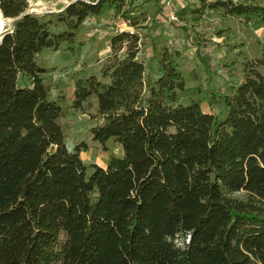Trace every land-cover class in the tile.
I'll return each instance as SVG.
<instances>
[{"label":"trees","instance_id":"16d2710c","mask_svg":"<svg viewBox=\"0 0 264 264\" xmlns=\"http://www.w3.org/2000/svg\"><path fill=\"white\" fill-rule=\"evenodd\" d=\"M29 2L0 0L13 19L0 40V264H264L257 66L244 63L241 82L225 79L227 92L194 98L179 47L152 41L146 64L140 35L116 31L100 75L75 81L72 107L97 101L103 122L91 135L109 152L106 167L87 164L86 142L66 144V97L37 55L61 49L79 57L92 18L113 13L138 27L143 6L159 10L160 0H71L42 15ZM211 11L264 28V0H183L176 14L196 23ZM200 39V52L213 44L208 34ZM204 101L218 110L204 111Z\"/></svg>","mask_w":264,"mask_h":264},{"label":"rangeland","instance_id":"374dc122","mask_svg":"<svg viewBox=\"0 0 264 264\" xmlns=\"http://www.w3.org/2000/svg\"><path fill=\"white\" fill-rule=\"evenodd\" d=\"M70 1L30 0L28 11L40 15L57 12L62 5ZM160 7L158 10V6L153 2L143 6V18L146 17V20L141 19L138 27H133L130 23L125 24L121 17L113 13L103 18H92L80 34L84 48L79 57L61 49L57 51L46 49L37 55V62L50 69L45 73L46 80L52 85H59L58 88L62 89V94L66 97L65 105L70 114L60 119L66 144L73 150L77 145L86 142L88 150L83 151L81 156L87 164L97 163L106 167L109 152L103 150L91 135V129L103 122L97 101L86 103L83 110L72 107L75 81L83 76L100 75L109 56L111 53L114 54L110 38L116 31L129 28L140 35L138 59L146 64L152 56L153 48L150 44L152 41L158 48L167 45L179 47L185 56L183 67L191 77L189 85L195 89L194 98H203L205 92L206 94L211 91L227 92L225 79L241 82L246 62L257 66L264 74V60H261L264 55V28L254 29L241 19L225 15L221 11H211L196 23L182 21L176 12L183 7V0H160ZM5 19L10 30L13 19ZM60 29L61 26L55 31ZM218 29L224 30L222 36L217 35ZM207 34L212 37L213 44L204 45L207 50L200 52L198 47L202 45L199 41H206L201 40L200 36ZM227 46L231 51L225 55L227 51L224 49ZM126 50L121 49L118 55L124 57ZM205 52L207 55L204 57ZM151 67L155 69L156 63H152ZM202 107L206 112L218 110L217 106L213 108L207 101H204ZM114 152L117 156L123 155L121 146ZM175 241L181 245V238Z\"/></svg>","mask_w":264,"mask_h":264},{"label":"bare ground","instance_id":"6f19581e","mask_svg":"<svg viewBox=\"0 0 264 264\" xmlns=\"http://www.w3.org/2000/svg\"><path fill=\"white\" fill-rule=\"evenodd\" d=\"M8 31V28L6 26V19L3 16V13L0 9V36H3L5 32Z\"/></svg>","mask_w":264,"mask_h":264},{"label":"built area","instance_id":"2783aa9c","mask_svg":"<svg viewBox=\"0 0 264 264\" xmlns=\"http://www.w3.org/2000/svg\"><path fill=\"white\" fill-rule=\"evenodd\" d=\"M124 23H125V24H128V22H126V21H124ZM122 30H125V29H122ZM126 30H130L132 33L134 32V30L129 29V28H127Z\"/></svg>","mask_w":264,"mask_h":264},{"label":"water","instance_id":"95a60500","mask_svg":"<svg viewBox=\"0 0 264 264\" xmlns=\"http://www.w3.org/2000/svg\"><path fill=\"white\" fill-rule=\"evenodd\" d=\"M2 39V36H0V40Z\"/></svg>","mask_w":264,"mask_h":264}]
</instances>
